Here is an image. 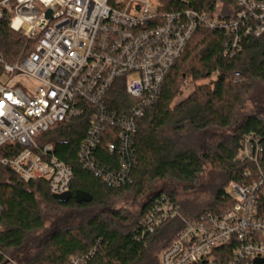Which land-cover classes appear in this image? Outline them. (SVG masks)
I'll list each match as a JSON object with an SVG mask.
<instances>
[{
	"label": "trees",
	"instance_id": "1",
	"mask_svg": "<svg viewBox=\"0 0 264 264\" xmlns=\"http://www.w3.org/2000/svg\"><path fill=\"white\" fill-rule=\"evenodd\" d=\"M218 1L233 0H160L164 11L194 9L209 16L216 13ZM229 38L222 29L197 28L166 76L157 101L139 119L129 155L118 147L116 127L103 134L94 149L95 162L103 172L119 171L126 162L130 170L123 185L106 182L81 162L79 155L93 113L91 105L85 106L82 115L45 133L54 154L73 169L70 191L87 192L90 201L77 202L73 197L60 201L50 192L47 181L25 182L0 163V264H7L6 258L17 264H74L71 259L75 257L82 259L80 264H160V254L176 240L184 222L170 219L153 232L144 233L141 222L158 199L166 196L190 220L208 211L220 214L233 208L234 201L226 191L228 184L250 183L259 176L255 164L238 158L245 135L261 138L260 165L264 171V117L255 113L240 117L244 95L255 82H264V35L245 38L235 53L226 51ZM31 47L12 27L11 13L4 8L0 52L6 61L14 62ZM189 84L193 90L183 97V87ZM105 99L107 107L117 113H125L131 104L122 79L115 82ZM229 128L233 134L223 135ZM110 142L115 144L113 152L108 149ZM10 146L2 147L0 154L12 158L21 151L18 146L9 150ZM207 163L219 168L225 178L213 192L214 200L208 207L197 201L189 205L188 200L180 202L175 183L186 185L196 200L204 191L199 179ZM126 193L141 199L138 213L112 208L113 202ZM42 203L71 209V213L47 227ZM109 212L111 219L106 218ZM258 216L264 219V186L259 190ZM236 246L233 242L218 248L217 264H232Z\"/></svg>",
	"mask_w": 264,
	"mask_h": 264
},
{
	"label": "built area",
	"instance_id": "2",
	"mask_svg": "<svg viewBox=\"0 0 264 264\" xmlns=\"http://www.w3.org/2000/svg\"><path fill=\"white\" fill-rule=\"evenodd\" d=\"M223 3H228L224 14L209 16L194 9L164 11L150 0H1L0 18L7 9L12 27L32 47L12 63L0 52V149L7 144L12 145L9 150L21 148L12 158L0 154V163L25 182L43 179L51 193H67L73 169L54 154L45 133L82 115L91 105L81 162L106 182L123 185L130 166L124 162L119 171L103 172L95 162L94 149L108 128L116 127L118 147L129 155L139 119L157 101L166 76L197 28L224 30L230 35L226 51L231 53L241 49L245 38L264 35V0ZM20 77L38 86L32 91L22 87ZM118 79L131 100L125 113L106 105L107 93ZM108 149L113 152L115 144L110 142ZM238 158L255 164L259 176L250 183L228 184L227 194L234 201L230 210L208 211L190 220L162 196L147 213L141 222L144 233L170 219L184 222L176 240L160 254V264H217L215 251L233 242L237 246L232 264L264 259V219L258 216L259 190L264 186L261 138L245 135ZM2 210L0 204V216ZM71 261L80 264L82 259Z\"/></svg>",
	"mask_w": 264,
	"mask_h": 264
},
{
	"label": "rangeland",
	"instance_id": "3",
	"mask_svg": "<svg viewBox=\"0 0 264 264\" xmlns=\"http://www.w3.org/2000/svg\"><path fill=\"white\" fill-rule=\"evenodd\" d=\"M153 4H161L160 0H150ZM228 8V3H223L218 1L217 10L218 14H224ZM19 82L22 87H27L29 90H34L38 83L34 80H31L26 77H20ZM185 84V82H184ZM184 94L183 97L188 95L193 90V84L184 85ZM181 99V98H180ZM259 114L264 117V82H255L252 86V89L244 95L243 98V106L242 111L240 113V117H244L249 114ZM241 118V119H242ZM240 119V121H241ZM233 129L229 128L223 132V135H232ZM200 185L204 188V191L199 194L198 198L195 200V195H192L188 192V187L182 183H175L174 188L177 189L178 199L180 202H186L189 205L191 201L195 203L199 202L200 206L208 207L209 204L214 200L213 192H215L216 187H218L221 183L225 182V178L223 177L222 172L216 166L207 163L205 165L204 172L200 175L199 179ZM197 201V202H196ZM140 198H136L131 193H126L119 199H116L112 208L122 210L123 212H133L138 213L140 209ZM42 209L44 215L46 216L47 227L51 226V223L56 220L58 217H62L64 215H70L71 209H57L51 205L42 203ZM75 211V210H74ZM112 213L109 212L106 214L107 219H111Z\"/></svg>",
	"mask_w": 264,
	"mask_h": 264
},
{
	"label": "water",
	"instance_id": "4",
	"mask_svg": "<svg viewBox=\"0 0 264 264\" xmlns=\"http://www.w3.org/2000/svg\"><path fill=\"white\" fill-rule=\"evenodd\" d=\"M52 12L51 10L48 11L47 16H51ZM56 199L60 201H67L71 199L72 197L77 201H90L91 200V195L87 192L84 191H77L75 194H73L71 191H68L65 194H60V195H55ZM253 264H264V259L263 258H256L253 261Z\"/></svg>",
	"mask_w": 264,
	"mask_h": 264
}]
</instances>
